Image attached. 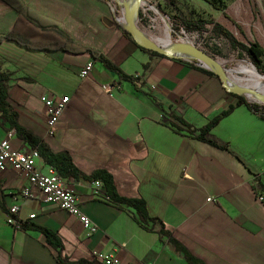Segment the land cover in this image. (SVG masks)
I'll list each match as a JSON object with an SVG mask.
<instances>
[{
    "label": "crops",
    "instance_id": "1",
    "mask_svg": "<svg viewBox=\"0 0 264 264\" xmlns=\"http://www.w3.org/2000/svg\"><path fill=\"white\" fill-rule=\"evenodd\" d=\"M7 1H0V35L15 27L32 40H46L26 20L17 23L25 14L98 51L133 78L118 81L87 52L0 45L4 103L17 123L53 152L67 151L82 173L106 170L117 194L142 199L157 221L150 224L151 231L144 230L134 220V210L114 206L104 193L93 197L92 183L64 179L77 195L81 212L97 228L89 234L75 216L54 205L39 198L16 199L27 180L7 168L0 171V264H59L44 235L28 228L32 225L55 232L62 256L76 262H90L100 252L116 255L121 264H185L184 250L202 264H264V203L252 192L255 176L264 193V119L236 105L204 66L141 51L120 29L103 22H112V14L101 0ZM153 1L157 6L162 0ZM125 2L119 4L118 15L126 28ZM167 2L163 12L168 20L179 3L196 12H217L204 0ZM156 6L154 13L160 14ZM88 62L92 70L81 78ZM108 83L119 86L112 96L101 88ZM65 96L70 101L50 134L41 99ZM230 106L233 109L210 131L227 148L197 139L200 129ZM7 132L9 126L0 117V139ZM11 145L30 150L16 135ZM33 163L47 172L40 157ZM12 205L19 207L17 224L9 222ZM161 226L168 236L160 235Z\"/></svg>",
    "mask_w": 264,
    "mask_h": 264
},
{
    "label": "trees",
    "instance_id": "2",
    "mask_svg": "<svg viewBox=\"0 0 264 264\" xmlns=\"http://www.w3.org/2000/svg\"><path fill=\"white\" fill-rule=\"evenodd\" d=\"M5 3H10L7 0H0ZM108 5L112 14V22L113 26H116L120 29L132 42L144 52H148L155 56L164 57L157 52L146 50L140 47L136 42L131 38L128 31L123 27L120 22L118 9L116 5L113 4L112 0H101ZM210 6H212L215 10L221 11L224 13L225 4L223 0H204ZM155 13L156 10L154 7H150ZM160 10V8H157ZM161 11V10H160ZM139 17V11H138ZM162 17V16H161ZM225 17L228 16L225 14ZM19 20H26L30 26L36 29L38 32L43 34L46 37V40L43 41H35L25 36L23 33L18 32L14 27L12 30L7 32L4 35H0V45L5 42H12L19 47H22L26 50L31 51H43V52H52L55 50L62 51H74L78 53H89L91 58L94 61H99L103 64V66L111 73H114L118 77V81H129L133 82V78L125 75L120 68L112 64L109 60L103 57L98 51L82 46L68 37L65 33L60 31L57 27H44L39 23L35 22V20L31 19L27 15L20 14L18 16ZM169 21L175 27H171V37L173 38V32L176 33V29L180 28L182 31L199 33L205 31V26L208 24L212 25L211 32L214 36L222 37L226 39L231 48L238 53V57H247L250 60V63L256 70V73L264 77V66L262 64L264 60V48L257 42L252 41L247 44L238 41L235 36L221 24L214 21H207L202 19L196 20H184L180 16L172 15L169 17ZM179 41H186L189 39V36L186 34L185 36H181L178 34ZM192 64H200L202 66H206L204 63L190 61ZM224 71H227L229 68H224ZM208 74L219 77L212 71L204 69ZM220 80V79H219ZM236 99V105H244L252 114L257 117L264 119V103L260 102L251 96H243L240 94L229 93ZM7 97V88L0 83V117L3 121L9 126V131H13L16 137L25 143L30 150L37 153L38 157H40L47 167L53 168L58 175L63 179H72L74 181H84L89 183H94L95 181H99L103 187V193L109 199V202L114 206H117L120 209H132L134 213L132 214L136 223L143 228L144 230L151 231L150 224L156 222V218H151L148 215L146 203L142 199H128L121 197L117 194L112 176L104 169H96L92 171L90 174H84L74 165L71 155L67 151L61 152H53L49 145L41 138L35 136L29 130L23 128L17 123L16 115L14 112L10 111L8 106L4 103V99ZM234 106H230L226 111H224L220 116L212 119L209 123L200 129L199 135L197 139L206 142L212 146L218 147L220 149H226L227 145L225 143L219 142L212 135H210V131L214 125L225 115H227ZM28 226H24L27 228ZM28 228H32L41 232L45 237V244L51 248L56 253V259L59 264H92L95 262L94 259L90 262L86 261H71L68 257L62 256V242L59 236L48 230L46 228L38 227V226H30ZM160 235L168 236V233L163 230L161 226L159 230ZM173 241L178 247V243ZM183 258L185 260V264H202L199 260L195 259L189 253L183 250Z\"/></svg>",
    "mask_w": 264,
    "mask_h": 264
},
{
    "label": "rangeland",
    "instance_id": "3",
    "mask_svg": "<svg viewBox=\"0 0 264 264\" xmlns=\"http://www.w3.org/2000/svg\"><path fill=\"white\" fill-rule=\"evenodd\" d=\"M124 1L127 2L128 6L133 4L132 0H112L117 9H119V4ZM223 2L225 4L224 13L218 10L213 14H206L203 10L196 12L192 8L189 9L188 5L184 6V4L179 3V6H175V15L184 20L214 21L217 19L238 41L245 44L257 41L264 48V0H223ZM167 4H169L167 0H162L161 4L157 6L153 0H141L138 5V29L140 28L155 43H165L172 50H176L172 45L173 43L193 44L220 66L229 68L226 73L232 85L250 90L253 92L250 96L256 100L261 97L264 98V77L256 73L247 57L239 58L238 53L231 48L226 39L214 36L211 32V24L206 25L205 31L199 33L182 31L177 28L176 33L173 32L172 38L171 27L174 28L175 26L165 18L166 12H163ZM149 5L160 8L161 11L158 9L160 14H155L151 10L145 11V9H149ZM225 14L228 18L225 17ZM124 15L122 12L123 17ZM178 34L181 36L187 34L189 39L179 41ZM262 64L264 66V60Z\"/></svg>",
    "mask_w": 264,
    "mask_h": 264
},
{
    "label": "built area",
    "instance_id": "4",
    "mask_svg": "<svg viewBox=\"0 0 264 264\" xmlns=\"http://www.w3.org/2000/svg\"><path fill=\"white\" fill-rule=\"evenodd\" d=\"M146 10L152 9L149 7V9L147 8ZM197 65L202 66L200 64ZM92 66L93 63L88 62L80 71L79 76L81 78H86L91 72ZM101 88L106 94L112 96V93L118 90L119 86L114 83H108L102 85ZM41 100L45 107L49 133L53 134L55 125L61 118L70 98L67 96L61 99L43 97ZM14 135L15 133L13 131H9L4 138L0 139V171L11 168L25 176L27 186L16 195V199L25 200L39 198L43 203L54 205L68 214L75 216L89 234L95 232L97 228L92 221L81 212L79 200L75 192L65 185L64 179L61 178L53 168L48 167L47 172L42 173L35 167L33 159L38 156L37 153L32 150L23 151L14 149L11 145V139ZM92 184L94 186L92 191L93 197L101 196L103 194L102 184L99 181H95ZM252 192H254L257 201L264 203V193L260 190L255 176L252 178ZM210 200L211 199H208V201ZM8 211L10 214L9 222L17 224L20 219L18 216V205L10 206ZM29 218L33 219L34 215H30ZM93 259L102 264H121L119 258L113 254L96 252L93 255Z\"/></svg>",
    "mask_w": 264,
    "mask_h": 264
},
{
    "label": "water",
    "instance_id": "5",
    "mask_svg": "<svg viewBox=\"0 0 264 264\" xmlns=\"http://www.w3.org/2000/svg\"><path fill=\"white\" fill-rule=\"evenodd\" d=\"M133 4L131 6H128L127 4H124L125 7V20H126V30L130 34L131 38L138 44L140 47L157 52L158 54L172 58V59H182L186 61H196L204 63L206 66H204L207 70H210L214 72L220 79V82L223 86V88L228 93L233 94H240L245 97H247V94H252L248 89L240 88L235 85L230 84L227 74L214 59L211 57L205 55L202 53L198 48L191 44L187 43H173L172 45L175 47L176 50H172L167 47H163L157 43H155L153 40L149 39L147 36H145L143 33L139 31L135 24V19L138 14V5L141 0H132ZM152 11V10H151ZM103 22L111 26L113 25V22H111L108 19H103ZM260 102L264 103V98H258L257 99ZM92 264H102L98 261L93 262Z\"/></svg>",
    "mask_w": 264,
    "mask_h": 264
},
{
    "label": "bare ground",
    "instance_id": "6",
    "mask_svg": "<svg viewBox=\"0 0 264 264\" xmlns=\"http://www.w3.org/2000/svg\"><path fill=\"white\" fill-rule=\"evenodd\" d=\"M139 11V10H138ZM137 22H138V14H137V17H136V19H135V24H136V26H137V28H138V25H137ZM158 44V43H157ZM159 45H161V46H163V47H167V45L165 44V43H159ZM226 72V71H225ZM227 74V73H226ZM227 77H228V75H227ZM228 80H229V82H230V79H229V77H228ZM231 84V83H230ZM247 96H250V94H247Z\"/></svg>",
    "mask_w": 264,
    "mask_h": 264
}]
</instances>
